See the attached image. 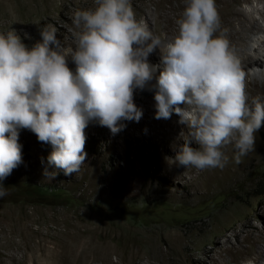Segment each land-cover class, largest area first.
I'll use <instances>...</instances> for the list:
<instances>
[{"label":"clouds","instance_id":"obj_1","mask_svg":"<svg viewBox=\"0 0 264 264\" xmlns=\"http://www.w3.org/2000/svg\"><path fill=\"white\" fill-rule=\"evenodd\" d=\"M95 3L73 14L77 31L71 49L57 39L53 26L41 29L32 47L14 29L0 33V197L8 194L2 181L22 162L20 129L50 144L48 164L72 175L86 160L90 121L116 134L124 127L121 121L142 118L136 90L154 91L157 120L175 113L185 126L175 155L166 158L170 165L222 169L229 145L234 163H242L264 126V100L249 102L246 74L219 31L215 0H187L170 38L155 35L137 19L131 0ZM157 50L160 63L152 65L148 58ZM56 175L44 170L46 178Z\"/></svg>","mask_w":264,"mask_h":264},{"label":"rangeland","instance_id":"obj_2","mask_svg":"<svg viewBox=\"0 0 264 264\" xmlns=\"http://www.w3.org/2000/svg\"><path fill=\"white\" fill-rule=\"evenodd\" d=\"M88 1L93 8L96 6L95 0ZM88 1L55 0V4L66 5L64 10L72 14L90 9ZM38 2L42 0H33L32 4ZM135 3L141 2L135 0ZM242 4L243 1H239L234 6ZM13 6H0V28L9 20L6 16L8 10L18 6V11L25 8L20 1L14 2ZM148 7L151 8L152 4L148 3ZM53 19L52 25L58 31L62 22L58 21L56 13ZM71 30L68 26L67 31ZM253 86L256 87V98L264 100V89L257 84ZM147 91L138 90L140 96L154 94V91ZM134 102L139 103L141 99L136 97ZM178 120L170 118L160 125L156 121L141 126L125 120L121 121L124 127L116 134L98 121H90L85 129L86 160L79 172L69 176L48 164L47 158L52 151L50 144L40 142L31 130L20 129L18 143L22 162L2 181L8 194L0 197V219L14 214L15 219L23 221L33 214L48 225L49 231L59 234L58 241H53L60 248L73 246L69 239L78 235L96 248H92L96 252L93 254L92 251L94 260H88L91 264H150L153 260H147L149 255L159 260L162 258L165 264H200L185 259L188 248L197 239H202L203 245L198 247L207 246L208 240L221 241L225 237L238 248L248 246L250 239L238 244L233 233L249 221L254 225H246L252 233L251 238L263 224L264 217L256 208L264 204V194L261 193L264 191V126L256 133L255 150L243 157L242 163H234V152L229 145L224 149L229 157L224 168L200 172L188 168L186 172L170 165L166 159L173 157L177 146L182 143L180 139L171 142L163 136L169 128L181 133ZM165 142L169 145L165 146ZM192 146L198 147L194 143ZM45 169L49 172L55 170V178H46ZM166 176H170L169 182H166ZM186 180L208 192L201 193L185 186ZM164 186L168 190L163 191ZM223 210L227 212L212 218ZM230 222L233 225L226 227ZM30 227L34 228L36 224ZM221 228L223 235H220ZM204 232L209 233L208 240V236H203ZM175 235L181 236L180 242L174 240ZM52 245L50 240L44 242L36 255L43 250L50 251ZM81 248L76 249L78 255ZM8 251L15 253L16 257L10 264H31L28 257L21 259L19 249ZM3 252L0 248V256ZM29 254L26 251V255ZM83 254L81 252V256ZM6 261L9 260L6 258ZM245 262L241 260L240 264Z\"/></svg>","mask_w":264,"mask_h":264},{"label":"bare ground","instance_id":"obj_3","mask_svg":"<svg viewBox=\"0 0 264 264\" xmlns=\"http://www.w3.org/2000/svg\"><path fill=\"white\" fill-rule=\"evenodd\" d=\"M18 1L22 2L23 6H25V8L23 7L24 10L18 11L19 6H16L17 8L15 9L12 8L11 11L8 10L6 16L9 17V20L2 24L0 28L1 33H7L9 30L14 29L21 37L22 42L28 47H32L36 42L40 41L41 29L53 26L52 21L54 20V13H56L58 21L62 22L61 28H59L56 33L57 39L61 41V44L66 49L74 47V33L77 31L73 24L74 13H67L64 10L66 5L58 6L55 4V0H42L41 3L38 2L37 4H32L33 0H0V6L5 7V5H10L11 7H14L13 3H17ZM75 1L76 0H70L71 3H74ZM86 1L88 0H85V2ZM139 1L141 3L136 4L135 0H131L137 19H143L155 35L167 36L170 38L177 34V20L182 16L187 0ZM239 1H243L244 4L235 7L234 4ZM46 3L47 6L45 7ZM148 3L152 4L151 8L148 7ZM259 3H263V6H259ZM88 4L90 9H92L93 5H91L89 1ZM215 6L220 17L219 31L223 32L228 37L241 60L242 70L246 74V92L249 102H251L253 98H256V87H252V84H257L261 89H264V0H215ZM68 26L71 27V31H67ZM148 62L152 65H158L160 63L158 50L149 56ZM68 66L75 71V65L70 58L68 59ZM158 73L159 69H157V75ZM136 97L141 99V102H135V104L142 109L143 115L138 122L130 121L133 125L141 126L143 123L149 124L150 122L156 121L159 125L166 123L167 119L157 120L155 118L156 109L154 94L144 97L140 96L138 90H136L134 100ZM181 107H183V105H181ZM171 118L179 119L175 113L172 114ZM180 126L182 130H185L184 125L181 124ZM159 131L163 133L162 129H159ZM163 136L165 138L167 136V140H170L171 142L180 139V134L176 132L174 128L167 129V132L165 134L163 133ZM167 144L165 142V146H167ZM180 170L186 172L189 171L188 168L182 167ZM169 177L170 176H166V182L170 181ZM179 178L182 177L180 176ZM184 184L185 186L192 187L194 190H198L201 193L208 192L207 190L198 188L200 186L194 185L192 181L188 182V180H186ZM162 189L163 191H166L168 190V187L164 186ZM226 209L229 210V207ZM256 209L264 217V204ZM225 210L214 214L212 218L214 219L219 215L222 216L227 212ZM33 224H36V227L31 228L30 226ZM45 224L46 223L38 220L33 214L28 215L23 221L15 219L14 214H9L5 218L0 219V248L4 250L3 256H0V264L14 263L16 258L15 253L8 251L11 248L16 250L19 249L22 252L21 259L23 260L28 257L31 264H58L62 261L64 262L63 264L92 263H88V260L91 258L94 260L92 251L96 248L91 245L92 242L86 243L76 234L77 236H73L69 239L73 242V246L71 245L70 248H60L58 246L59 244L57 243L58 245H56L53 241L59 234L55 231H49L48 225ZM232 225V222H230L226 227L229 228ZM246 225L254 226L248 221L238 232H234L233 236L238 244L246 241L248 242L250 239V244L248 246L238 248L234 244H230L229 238L226 237L221 241H210L208 240L210 237L208 236L209 233L204 232L203 236H208V245L205 247H198V245H203L202 239H197V241L192 243L191 247L188 248L185 259L188 258L190 262L200 264H240L241 260L244 262L252 260L253 264H264V219L262 227L258 233L254 234L251 238L250 235H252V233L246 229ZM243 232L246 233L242 235ZM223 233V228H221L220 235H223ZM175 236L174 240L180 242L181 236ZM48 240L53 243L50 247L51 250H43L39 255H36L35 252L38 250V247H43L44 242ZM69 240L67 239V241ZM67 241L66 243H68ZM78 246H82L81 252L84 253L83 256H81V252L80 255L76 253ZM26 251H29L30 254L26 255ZM94 252L95 250L93 251V254ZM6 258L9 260L8 262L6 261ZM151 259L153 261L150 262V264H156V262L165 264L162 258V260H159V258L150 255L147 256L148 261ZM182 262H184V260Z\"/></svg>","mask_w":264,"mask_h":264},{"label":"trees","instance_id":"obj_4","mask_svg":"<svg viewBox=\"0 0 264 264\" xmlns=\"http://www.w3.org/2000/svg\"><path fill=\"white\" fill-rule=\"evenodd\" d=\"M262 137L264 138V134H262ZM261 193L264 194V191H262Z\"/></svg>","mask_w":264,"mask_h":264},{"label":"water","instance_id":"obj_5","mask_svg":"<svg viewBox=\"0 0 264 264\" xmlns=\"http://www.w3.org/2000/svg\"><path fill=\"white\" fill-rule=\"evenodd\" d=\"M147 92H148V93H151L152 91H149V90H148Z\"/></svg>","mask_w":264,"mask_h":264}]
</instances>
